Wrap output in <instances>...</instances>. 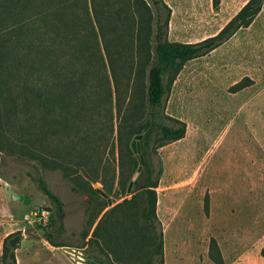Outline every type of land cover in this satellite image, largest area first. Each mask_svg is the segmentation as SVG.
I'll return each instance as SVG.
<instances>
[{"label": "rangeland", "instance_id": "1", "mask_svg": "<svg viewBox=\"0 0 264 264\" xmlns=\"http://www.w3.org/2000/svg\"><path fill=\"white\" fill-rule=\"evenodd\" d=\"M246 1L164 0L171 10L167 38L197 42L211 36ZM137 2L94 0L91 8L85 0H0V171L8 182L0 179L9 184L0 182V201L10 206V215L0 210V237L12 229L22 231L17 264H89V248L78 246L83 236L87 233L88 239L105 211L133 195L132 188L127 192V178L134 137H127L129 128L119 137L118 124L124 110L139 113L147 70L136 67L143 54L136 29L141 16L153 27L154 16ZM145 32L139 35L145 38ZM237 82L242 88L233 86ZM36 90L43 94L41 104ZM164 110L185 121L186 133L157 148L162 174L155 189L156 214L162 224L163 264H217L209 256L211 238L223 264L244 257L254 258L241 264H264L259 258L264 257L260 171L256 210L242 207L252 196L242 171L252 145L264 162V1L248 27L184 64ZM34 136L39 140L30 141ZM29 146L48 160L72 166L78 181L97 175L94 188L103 190L102 182L110 187L111 202L95 196L88 210L87 196L73 191V183L59 170L39 168L63 203L64 232L56 238L68 246H51L43 238L40 227L50 202L27 174L36 169L17 152ZM243 186L245 195L238 193ZM15 194L28 195L29 204ZM137 221L131 203L106 215L95 236L98 264H156L148 233L138 229Z\"/></svg>", "mask_w": 264, "mask_h": 264}, {"label": "trees", "instance_id": "2", "mask_svg": "<svg viewBox=\"0 0 264 264\" xmlns=\"http://www.w3.org/2000/svg\"><path fill=\"white\" fill-rule=\"evenodd\" d=\"M85 1L88 5H91V8L94 6V0ZM263 1L247 0L239 11L218 32L197 42L168 40L167 29L171 10L164 0H140V2H137L141 10L143 9L142 11L148 13L149 9H151L154 16L153 27L149 23L146 25V17L141 16L136 29L138 44L143 49L142 59L137 62L136 67L146 66L147 70L146 88L139 113L135 109L127 112L124 110L123 112L125 113L123 114L119 111V115L122 114L118 124L119 137L128 128L126 131L128 138L142 134L139 140L140 153L136 155L132 151L135 156L132 155V152H130L131 155L129 156L133 166L127 178V184L129 186V183L132 182L133 195L130 199H124L108 211H105L88 239H85L87 233L83 236L82 242L78 246L89 248L88 254L92 258L99 257L98 242L95 236L106 215L114 208L125 207V204L131 203L135 206L138 214L137 223L140 225L138 229L149 234H147V237L148 244L151 245L150 256L152 257V261L156 260V264H163L162 224L156 214L157 198L155 189L158 186L162 174V164L157 157V148L168 142L182 139L186 133L185 121L165 113L164 103L166 97L171 90L172 83L187 61L208 54L229 40L239 29L248 27L259 13ZM144 31H146L145 38L143 34L139 35ZM104 49L110 65H113L112 53L108 45H104ZM233 86L242 88V83L237 82ZM34 95L37 101H39L38 104H41L44 100L43 94L36 90ZM32 139L39 140L36 136L29 140L31 141ZM27 142H29L28 139ZM31 144H33V141ZM17 152L24 158L23 160H27L26 163L31 164L36 169V172L32 173L27 171V174L50 202V206L45 209L47 211L45 226L40 227L43 231V238L51 246H68V243L56 238L57 235H61L64 232V222L62 219L64 213L63 203L50 190L45 179L40 175L39 168L44 170H59L63 177L73 183L71 187L73 191L87 196L88 210L92 208L95 196L100 195L98 190L103 191L109 198L110 187H107L102 182L105 186L103 190L94 188L92 183L99 181L97 175L89 177V181L86 182L78 181L74 177L77 176V173H75L77 170H74L72 166H69L62 160H48L42 153L34 152L30 146L27 148L20 147V150ZM154 157L158 160L155 161ZM122 163L123 161L120 157L119 164L123 168ZM139 166L140 170L137 171ZM136 171V177L131 180L132 175ZM0 177L7 181V179L2 177L1 171ZM22 240L23 233L21 230H14L3 237L1 242L0 264H17L16 251L20 247ZM209 256L215 263L223 264L220 250L214 238H211ZM152 264L154 263L152 262Z\"/></svg>", "mask_w": 264, "mask_h": 264}, {"label": "crops", "instance_id": "3", "mask_svg": "<svg viewBox=\"0 0 264 264\" xmlns=\"http://www.w3.org/2000/svg\"><path fill=\"white\" fill-rule=\"evenodd\" d=\"M252 145V144H251ZM252 149H249L248 150V163L247 164V167L244 168V170H242L246 176H247V179H248V186H247V192H248V195H252V196H249V200L246 202H243L242 204V207H243V211H245L246 209H250V212L252 211L253 213L255 212L256 210V206H257V203H256V189H257V180H256V173L258 171H260L262 173V176H263V180H264V163L262 158L260 157L259 153H256V148H257V145H252ZM256 147V148H255ZM230 150L232 151L231 152V155L232 156V159H236V161L234 162V167H236L237 169H239L238 165L236 162L238 161V159L236 158V153L234 152V148ZM0 182L2 184H4L5 186H9L8 183H6L5 181L1 180L0 179ZM264 190V188H263ZM245 192V188L244 186L241 187L239 189V194H242ZM245 195V193H244ZM0 210L4 213H8V215H10V206L9 204H6V202H2L0 201ZM246 210V211H248ZM16 229H12V230H9L5 233H3L2 237H0V251H1V242H2V239L3 237L8 234L9 232H12ZM0 232H1V229H0ZM18 250V249H17ZM222 255V254H221ZM251 258H254V257H244V258H240L239 261H237L235 264H241L242 261H246V259H251ZM260 259H263L264 260V257L263 256H260L259 257Z\"/></svg>", "mask_w": 264, "mask_h": 264}, {"label": "water", "instance_id": "4", "mask_svg": "<svg viewBox=\"0 0 264 264\" xmlns=\"http://www.w3.org/2000/svg\"><path fill=\"white\" fill-rule=\"evenodd\" d=\"M141 137H142V134H137V135H135V137L131 141V149L136 155H138L140 153L139 140L141 139ZM139 170H140V166L138 167L137 171H139ZM131 188H132V182L129 183V186L127 188V192L131 191ZM98 193L101 196L107 198L108 203L111 202V199L108 198L107 195L103 191L98 190ZM14 198L21 201L23 204H29V202H30V197L26 194H15ZM88 263L89 264H98V262L94 258H91Z\"/></svg>", "mask_w": 264, "mask_h": 264}, {"label": "built area", "instance_id": "5", "mask_svg": "<svg viewBox=\"0 0 264 264\" xmlns=\"http://www.w3.org/2000/svg\"><path fill=\"white\" fill-rule=\"evenodd\" d=\"M45 221V219H43Z\"/></svg>", "mask_w": 264, "mask_h": 264}]
</instances>
